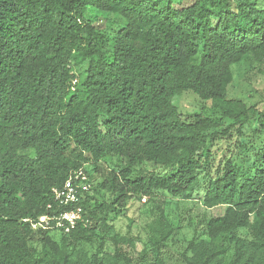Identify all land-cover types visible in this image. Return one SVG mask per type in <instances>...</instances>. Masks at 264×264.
Wrapping results in <instances>:
<instances>
[{
  "label": "trees",
  "instance_id": "16d2710c",
  "mask_svg": "<svg viewBox=\"0 0 264 264\" xmlns=\"http://www.w3.org/2000/svg\"><path fill=\"white\" fill-rule=\"evenodd\" d=\"M89 10L114 19L97 23ZM247 55L264 60V8L251 0H0V264H166L159 251L174 228L162 202L140 262L123 251L135 240L108 235L107 219L134 196L188 197L203 182L202 206L223 211L206 219L205 239L188 242L184 263L264 264V142L249 173L226 159L212 174L207 148L251 119L227 100L232 66ZM186 91L218 105L229 125L183 118L172 99ZM254 116L264 132V112ZM107 157L119 169L96 186L105 200L82 190L74 204L55 200L72 173L88 164L99 173ZM76 208L82 218L58 242L29 222ZM97 230L112 255L102 242L90 256L76 250Z\"/></svg>",
  "mask_w": 264,
  "mask_h": 264
},
{
  "label": "rangeland",
  "instance_id": "374dc122",
  "mask_svg": "<svg viewBox=\"0 0 264 264\" xmlns=\"http://www.w3.org/2000/svg\"><path fill=\"white\" fill-rule=\"evenodd\" d=\"M181 1L184 6L190 4V0ZM251 1H255L259 7L264 8V0ZM232 7H234L233 4ZM87 15L90 20L97 23H105V20L111 22L114 19V16L98 13L95 10H89ZM232 75V82L227 88V100H237L245 104L250 109L251 119L240 130V133L234 129L219 139L208 140L207 148L210 152L212 174L222 166L226 159H231L242 173L253 172L256 169L255 156L264 142V132L257 126L256 116H254L256 111L264 112V60L257 62L251 55H247L240 63L232 66ZM172 104L183 114V118L201 113L217 122L220 126L217 129L218 132L229 125L228 121L221 118L218 105L203 101L191 92L186 91L175 96L172 99ZM27 154L34 157L32 152ZM118 169L119 163L116 157H107L98 163L99 173H95L93 165H84L83 173L86 176L84 186L87 190L85 191L86 195H82V197H90L96 202L105 200L107 195L99 191L96 186L101 182L102 176ZM141 170L156 175L166 174L164 169L152 164L143 166ZM204 184L203 182L202 189L183 198H175L165 192H158L148 202L147 197L134 196L127 202L120 215L108 217L107 225L111 227V231L107 234L117 233L133 238L136 242L135 248L124 246L123 251L135 262H140L141 255L139 253L142 244L147 241L145 226L152 220V215L159 202H162L164 213L169 224L174 228V233L160 249V255L166 264H185L183 258L189 256V252L186 251L188 242L193 238L205 239L204 223L206 219L219 215L223 211V207L206 209L202 206ZM97 234L98 238H95L91 243L76 244V250L83 251L90 256L97 251V246L102 242L101 253L112 255L113 247L106 237L108 235L100 233L99 230H97ZM49 235L57 242L62 238L61 230L58 228L50 230ZM239 235L247 236L246 232L242 230L239 231Z\"/></svg>",
  "mask_w": 264,
  "mask_h": 264
},
{
  "label": "built area",
  "instance_id": "2783aa9c",
  "mask_svg": "<svg viewBox=\"0 0 264 264\" xmlns=\"http://www.w3.org/2000/svg\"><path fill=\"white\" fill-rule=\"evenodd\" d=\"M86 181V176L83 170L72 173L64 182L62 188L53 189V195L55 200H57L61 205L67 206L74 204L78 201V197L81 196L82 191H86L84 183ZM82 218V210L76 208L69 212H64L63 214L48 218L46 216L39 217L35 222L29 221L33 229H63L65 233H68L70 229L75 226L76 221ZM28 221V220H25ZM51 222H54V227L51 226Z\"/></svg>",
  "mask_w": 264,
  "mask_h": 264
}]
</instances>
